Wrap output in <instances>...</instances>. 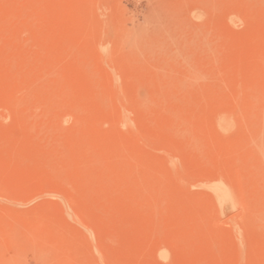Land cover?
<instances>
[{
    "label": "rangeland",
    "instance_id": "1",
    "mask_svg": "<svg viewBox=\"0 0 264 264\" xmlns=\"http://www.w3.org/2000/svg\"><path fill=\"white\" fill-rule=\"evenodd\" d=\"M0 264H264V0H0Z\"/></svg>",
    "mask_w": 264,
    "mask_h": 264
}]
</instances>
